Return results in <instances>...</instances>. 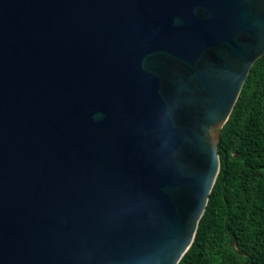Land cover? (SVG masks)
I'll list each match as a JSON object with an SVG mask.
<instances>
[{
    "label": "water",
    "instance_id": "water-1",
    "mask_svg": "<svg viewBox=\"0 0 264 264\" xmlns=\"http://www.w3.org/2000/svg\"><path fill=\"white\" fill-rule=\"evenodd\" d=\"M264 55V0H0V264H179Z\"/></svg>",
    "mask_w": 264,
    "mask_h": 264
},
{
    "label": "trees",
    "instance_id": "trees-1",
    "mask_svg": "<svg viewBox=\"0 0 264 264\" xmlns=\"http://www.w3.org/2000/svg\"><path fill=\"white\" fill-rule=\"evenodd\" d=\"M220 170L179 264H264V55L221 131Z\"/></svg>",
    "mask_w": 264,
    "mask_h": 264
}]
</instances>
